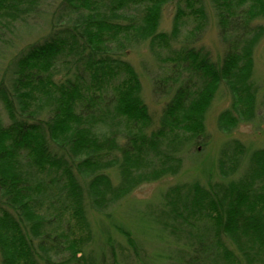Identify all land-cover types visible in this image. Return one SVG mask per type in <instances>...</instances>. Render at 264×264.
Instances as JSON below:
<instances>
[{
    "label": "trees",
    "instance_id": "1",
    "mask_svg": "<svg viewBox=\"0 0 264 264\" xmlns=\"http://www.w3.org/2000/svg\"><path fill=\"white\" fill-rule=\"evenodd\" d=\"M174 2L172 29L160 31ZM49 4L0 0V44L32 15L50 23L0 79V264H264V148L238 139L223 144L217 178L171 187L137 234L116 225L134 262L111 243L94 246L89 220L90 210L111 218L141 185L177 175L223 86L231 105L218 116L222 132L257 119L264 0H62L48 20ZM210 14L225 47L218 60L202 44ZM188 19L195 26L182 38ZM144 44L169 52L151 78L166 101L151 131L140 75L125 58Z\"/></svg>",
    "mask_w": 264,
    "mask_h": 264
},
{
    "label": "rangeland",
    "instance_id": "2",
    "mask_svg": "<svg viewBox=\"0 0 264 264\" xmlns=\"http://www.w3.org/2000/svg\"><path fill=\"white\" fill-rule=\"evenodd\" d=\"M61 1L49 0L50 4L46 7L48 20L52 16V12L58 9ZM177 6V3L174 2L165 7L160 31H170L172 29ZM210 16L211 21L204 33L202 44L211 51L214 59L218 60V58L223 56L225 47L220 41L212 15L210 14ZM187 22L183 29L182 38H185L195 26L193 19H188ZM260 23L264 24V21H260ZM49 24L45 18L37 19L32 15L28 19V24L18 23L11 33L7 32L5 45L0 44L2 45V49L0 50V79L3 75L2 70L4 69V65L11 56L15 55L27 44L35 42L46 35L50 30ZM161 55L157 56L152 53L147 44L131 49L125 55V58L133 64L140 75L143 84V98L149 106L153 117L150 131L159 126V119L166 103L164 98L154 94L151 81L153 76L163 71L162 67L168 66V63H165L164 60L169 56V52L161 50ZM255 63L256 77L261 87L259 95L260 110L257 119L252 123H241L231 133L222 132L218 128L217 119L219 114L231 105L229 92L223 86L206 116V133L202 134L194 141L192 147L183 153L184 161L182 169L177 175H168L156 182L141 185L117 204L111 218H107L106 215L99 214L94 210L89 211V220L97 236L93 244L94 246L105 244L109 247L111 243L116 248V252L118 251L117 253L121 256L126 255V257L134 262L135 256L133 255L132 247L129 246L125 236L120 233L116 225L123 226L125 230L137 234L135 231H137V224L140 223L139 220L145 221V217L151 215V206L157 204L155 208H159L160 205L158 204L162 202V196L171 187L177 184L194 183L198 180L206 183L208 179L217 178L219 174L217 164L224 143L238 139L247 147L253 149L264 148V121H262L264 117V39L256 50ZM168 71L169 69L167 68L164 73L166 72L167 74ZM148 208H150L149 211ZM108 223H115L114 225L111 224L112 229L110 232L106 231ZM142 239L143 237L138 238L140 241ZM145 242L148 243L149 241ZM158 242L154 241L146 246V253L153 254Z\"/></svg>",
    "mask_w": 264,
    "mask_h": 264
}]
</instances>
